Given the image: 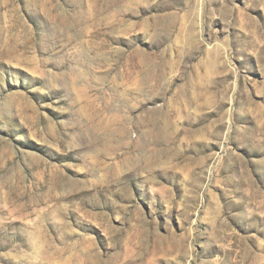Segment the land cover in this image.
Masks as SVG:
<instances>
[{"label":"rangeland","instance_id":"374dc122","mask_svg":"<svg viewBox=\"0 0 264 264\" xmlns=\"http://www.w3.org/2000/svg\"><path fill=\"white\" fill-rule=\"evenodd\" d=\"M0 264H264V0H0Z\"/></svg>","mask_w":264,"mask_h":264}]
</instances>
